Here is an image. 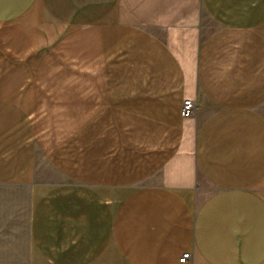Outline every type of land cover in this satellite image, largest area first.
Segmentation results:
<instances>
[{"label":"crops","instance_id":"0c3cea01","mask_svg":"<svg viewBox=\"0 0 264 264\" xmlns=\"http://www.w3.org/2000/svg\"><path fill=\"white\" fill-rule=\"evenodd\" d=\"M0 264H264V0H0Z\"/></svg>","mask_w":264,"mask_h":264},{"label":"built area","instance_id":"2783aa9c","mask_svg":"<svg viewBox=\"0 0 264 264\" xmlns=\"http://www.w3.org/2000/svg\"><path fill=\"white\" fill-rule=\"evenodd\" d=\"M195 106H196L195 101L193 99H190V98L183 99L182 104H181V110H180L181 116L184 118L192 116L195 111ZM190 257H191L190 252H184L179 257V262L186 263L190 259Z\"/></svg>","mask_w":264,"mask_h":264},{"label":"rangeland","instance_id":"374dc122","mask_svg":"<svg viewBox=\"0 0 264 264\" xmlns=\"http://www.w3.org/2000/svg\"><path fill=\"white\" fill-rule=\"evenodd\" d=\"M213 28V27H212Z\"/></svg>","mask_w":264,"mask_h":264}]
</instances>
